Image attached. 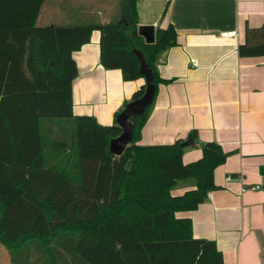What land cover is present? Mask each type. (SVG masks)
I'll use <instances>...</instances> for the list:
<instances>
[{
	"label": "trees",
	"instance_id": "1",
	"mask_svg": "<svg viewBox=\"0 0 264 264\" xmlns=\"http://www.w3.org/2000/svg\"><path fill=\"white\" fill-rule=\"evenodd\" d=\"M138 1L116 0L118 20L41 27L45 0H0V244L10 264H224L216 243L196 239L191 219L177 213L206 200L229 153L203 143L202 157L185 164L182 140L138 145L152 103L131 118L133 142L115 156L110 143L122 129L73 112V53L96 31L104 68L120 70L127 82L144 79L140 51L154 75V100L170 82L160 77L158 60L177 45V31L157 27L147 44ZM239 55L264 57V24L246 29ZM196 134L188 138L193 144ZM190 178L196 188L172 194Z\"/></svg>",
	"mask_w": 264,
	"mask_h": 264
},
{
	"label": "crops",
	"instance_id": "2",
	"mask_svg": "<svg viewBox=\"0 0 264 264\" xmlns=\"http://www.w3.org/2000/svg\"><path fill=\"white\" fill-rule=\"evenodd\" d=\"M76 1L50 0L47 9L75 7L84 14L112 3ZM137 13L140 26L172 24L177 31V45L158 60L160 77L170 82L159 85L137 144L185 142L196 131L195 144L184 148L185 164L202 157L203 143L220 144L229 157L215 171V188L198 209L177 216L191 219L196 239L216 243L224 264H264V57L239 55L246 29L264 24V0H139ZM61 22L95 23L84 18ZM225 31H237L238 37H221ZM96 32L73 53L78 67L73 112L113 125L145 79L127 82L120 70L104 68ZM244 187L248 189L242 192ZM194 188L195 179L182 180L172 194ZM34 257L31 253L29 261Z\"/></svg>",
	"mask_w": 264,
	"mask_h": 264
},
{
	"label": "water",
	"instance_id": "3",
	"mask_svg": "<svg viewBox=\"0 0 264 264\" xmlns=\"http://www.w3.org/2000/svg\"><path fill=\"white\" fill-rule=\"evenodd\" d=\"M155 27L140 26L139 35L145 39L147 44L155 42ZM140 62V73L145 79V93L135 101L128 103L125 109L117 117V125L122 129L119 137L113 139L110 143V151L115 156H121L127 147L132 144L134 137V125L131 118L141 116L154 101L156 86L154 85V75L148 68L142 52H135ZM191 141H185L181 144L183 148L189 146Z\"/></svg>",
	"mask_w": 264,
	"mask_h": 264
},
{
	"label": "rangeland",
	"instance_id": "4",
	"mask_svg": "<svg viewBox=\"0 0 264 264\" xmlns=\"http://www.w3.org/2000/svg\"><path fill=\"white\" fill-rule=\"evenodd\" d=\"M50 0H46L45 4L43 5V10L41 12V16L38 20V26H47L50 24L51 21L55 25H62L64 24L61 22L69 20L77 21L81 18L89 19L91 21H95L97 23L100 22H108L118 20V6L116 0H112L110 5H101V6H94L89 8L90 10L87 13L79 14L80 12L75 7H62V8H53L48 10L47 5ZM70 2H77L76 0H70ZM115 2V3H114ZM105 5V6H104ZM120 10V8H119ZM117 16V18H115ZM115 18V19H114ZM98 33V32H96ZM10 264V254L9 251L2 245H0V264Z\"/></svg>",
	"mask_w": 264,
	"mask_h": 264
},
{
	"label": "built area",
	"instance_id": "5",
	"mask_svg": "<svg viewBox=\"0 0 264 264\" xmlns=\"http://www.w3.org/2000/svg\"><path fill=\"white\" fill-rule=\"evenodd\" d=\"M221 37H224V38H237L238 37V32L237 31H225V32H222L221 33ZM193 64L196 65V62L193 61ZM231 177H228L227 178V181H231ZM255 188H259V187H255ZM248 188L244 187L242 189V192H245Z\"/></svg>",
	"mask_w": 264,
	"mask_h": 264
}]
</instances>
